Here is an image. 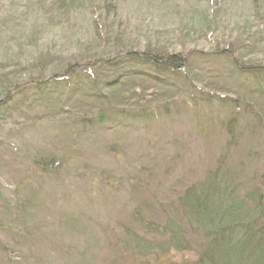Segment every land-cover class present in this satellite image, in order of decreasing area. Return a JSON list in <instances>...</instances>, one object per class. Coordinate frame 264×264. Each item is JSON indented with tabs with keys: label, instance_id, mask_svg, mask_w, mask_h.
<instances>
[{
	"label": "rangeland",
	"instance_id": "1",
	"mask_svg": "<svg viewBox=\"0 0 264 264\" xmlns=\"http://www.w3.org/2000/svg\"><path fill=\"white\" fill-rule=\"evenodd\" d=\"M223 49L251 66L264 61V0H0V99L23 83L31 92L69 66L131 50L189 54L192 72L203 73L211 81L206 90L217 95L194 108L174 83L159 85L120 67L115 72L136 91L132 99L154 110L152 122L97 129L89 138L61 126L93 100L62 88L30 98L0 122V206L9 204L0 209L7 225L0 228V264H116L119 226L145 205L154 214L143 217L164 226L185 190L220 166L232 171L239 198L261 197L264 214V128L225 135L219 98L224 90L262 123L264 100L227 80L232 71ZM108 79L104 69L96 76L104 93L111 92L103 90ZM161 105L170 109L159 114ZM54 150L67 166L56 176H32L30 162ZM185 233L191 251L172 253L178 263L196 258L203 242L194 228ZM136 235L143 238L140 230Z\"/></svg>",
	"mask_w": 264,
	"mask_h": 264
},
{
	"label": "trees",
	"instance_id": "2",
	"mask_svg": "<svg viewBox=\"0 0 264 264\" xmlns=\"http://www.w3.org/2000/svg\"><path fill=\"white\" fill-rule=\"evenodd\" d=\"M225 51L230 56L226 65L232 71L230 73L228 69L227 80L242 94L252 98L257 95L264 100V61L251 66L241 57H236L235 54V57H231ZM123 66L128 68L122 72L134 77L145 75L159 85L168 86L170 82L171 87H174V83L176 91L181 90L184 94L181 96H186L194 108L200 104L214 103L213 96H217L215 91L206 90L208 81H211L203 73L192 72L189 54L161 57L131 50L113 58H99L82 65L69 66L64 73L54 75L51 82H36L34 91L31 92L24 88L30 83L14 87L11 93L6 92L0 99V122H9L12 114L29 103L30 98L39 97L42 93L57 92L58 88H62V92H67L69 96H75L77 92L81 98L94 102L88 106L85 103L82 112L77 113L70 121L63 122L61 129L68 134L89 138L97 129L132 128L149 119L152 122L154 110L144 108L132 99L137 96L134 95L136 91H132L129 88L131 86L123 82L125 75L115 72H120V67ZM103 69L107 71L109 78L103 82V90L111 91L109 93L102 92L96 84V76ZM3 79L0 76L1 84ZM196 81L204 86L197 85ZM125 93H128L126 97ZM223 93L224 90L221 97L217 98L222 105L220 126L225 135L234 137L236 134L264 128V123L259 121L253 109L244 107V110H240L244 103ZM167 109L170 107L161 105L159 114ZM56 115H62V111L57 109ZM209 122H212L211 118ZM210 127L211 125H206L203 128ZM62 154V151L54 150L49 156L33 159L30 165L37 174L32 176H56L69 163ZM233 185L234 177L230 169L220 166L217 170L207 172L201 181L188 187L177 199L176 207L171 206L174 214L164 226L158 227L143 217L146 216L144 213L151 216L154 214L151 207L145 205L136 210L127 227L117 228L123 237L113 247L117 253L115 263L126 264L134 259L143 261L141 264H264V214L261 197L256 198L255 193H251L246 198H239ZM8 206V202L3 200L0 209L5 211ZM186 226L200 232L203 242L196 258L178 263L172 253L179 256L191 251L185 233ZM4 227L7 225L0 221V228ZM136 230H140L143 238H138Z\"/></svg>",
	"mask_w": 264,
	"mask_h": 264
}]
</instances>
